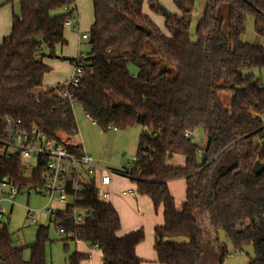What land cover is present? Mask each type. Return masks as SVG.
Segmentation results:
<instances>
[{"label": "trees", "instance_id": "obj_1", "mask_svg": "<svg viewBox=\"0 0 264 264\" xmlns=\"http://www.w3.org/2000/svg\"><path fill=\"white\" fill-rule=\"evenodd\" d=\"M175 2L180 15L157 0L148 2L163 18V32L145 15V0H93L84 77L79 88L68 89L71 100H61L63 86L42 90L51 71L45 59L66 44L65 22L75 15L76 0H0V8L19 6L10 35L0 44V178L21 191L38 190L44 170L38 163L27 176L20 153L8 154L5 121L20 120L26 131L61 142L62 135L77 132L75 102L105 133L141 128L129 179L137 195L163 207L164 224L154 232L159 264H204L207 238L215 242L214 264H223L229 253L219 242L221 230L235 252L253 248L248 264H264V173L253 171L256 163L264 164V85L254 72L264 71V48L242 41L248 18L264 37V0H204L196 42L190 31L195 0ZM222 6L228 10L227 33L218 17ZM156 60L173 68L175 77ZM221 92L233 95L230 108L220 100ZM200 129L208 150L192 139ZM69 150L80 154L82 148ZM176 156L185 159L183 167L170 165ZM178 180L186 184L181 211L169 190ZM75 206L87 213L83 225L72 220L73 206L52 220L55 230L64 232L65 248L84 243L100 251L103 264H142L136 250L145 240L143 230L119 236L120 216L101 200L94 180ZM50 243L49 227L41 226L25 261L6 227L0 232V264H47ZM88 259L74 252L67 264Z\"/></svg>", "mask_w": 264, "mask_h": 264}, {"label": "rangeland", "instance_id": "obj_2", "mask_svg": "<svg viewBox=\"0 0 264 264\" xmlns=\"http://www.w3.org/2000/svg\"><path fill=\"white\" fill-rule=\"evenodd\" d=\"M176 0H157V2L167 11L172 14L180 15V10L176 5ZM88 7L84 8V21L85 16H88V24L81 26L82 33H87L90 26L94 22L93 13V1L87 0ZM149 0H145L144 13L147 15L155 26L163 32H166L164 20L160 15H156L151 12L148 4ZM1 11V9H0ZM205 12L204 0H195L193 19L191 23V39L196 42V29L198 23L202 20ZM54 15V14H53ZM218 17L224 23V32L227 33V19L228 10L227 7L222 6L219 8ZM83 22V21H82ZM11 27V26H10ZM68 28V27H67ZM70 30V29H68ZM87 31V32H86ZM70 35L72 33H69ZM76 33L73 37L76 38ZM75 40V39H74ZM242 41L250 45L261 46L264 48V37L257 35L254 29V21L252 18H248L246 21V31L242 36ZM77 40L67 41L63 49L65 53H72L77 50ZM85 51H89V46L85 44ZM57 55L59 56L58 52ZM57 63H68L63 59H55ZM161 69H167L171 78L175 77L176 73L173 68L166 66L160 60H156ZM63 72V70H61ZM130 71L133 75H137V70L133 65H130ZM257 79H259L264 85V71H254ZM54 73L48 75L49 78H53ZM220 100L226 108H230V103L233 95L230 92H221L219 94ZM74 117L77 126L78 137L82 144V149L85 153L91 155L97 162V166L103 171V173L110 174L116 182H122L127 180L121 176L120 172L128 169L131 170L134 164V159L137 157L138 141L141 134V128L138 126L130 127L122 131H109L103 132L100 128L96 127L90 119L86 117L83 109L80 106L74 108ZM193 141L201 147L207 145L206 134L203 129L195 132ZM10 153H14L15 150H10ZM180 158V157H179ZM32 163V162H29ZM30 172H27L29 176ZM171 194L176 199V204L181 206L182 201L186 199V185L184 181L178 180L170 187ZM15 206L4 205V208L10 213L8 219V227L12 236V245L14 248H21L23 250V259L25 261L30 260V246L36 242L37 233L41 226L49 227L51 243L47 246V264H67L68 257L74 252L88 254L89 259L85 261V264H103L102 256L98 249H91L86 251L84 246H76L74 243H69L67 248L61 242L57 231L52 225L51 217H43L42 209L48 204V199L40 194H27L19 195L16 198ZM28 210L37 211L36 217L38 223L33 224L28 218ZM137 208L136 212L132 213L133 220L137 221ZM145 234V230L143 229ZM220 244L226 246L228 250V257L223 264H248L249 259L254 257V251L252 247H248L242 253L234 251L233 246L228 239L224 231H219L218 234ZM214 240L207 238L205 241V258L204 264H214L216 260V252L214 249ZM89 248V247H88ZM90 251V252H89ZM84 263V262H83Z\"/></svg>", "mask_w": 264, "mask_h": 264}, {"label": "built area", "instance_id": "obj_3", "mask_svg": "<svg viewBox=\"0 0 264 264\" xmlns=\"http://www.w3.org/2000/svg\"><path fill=\"white\" fill-rule=\"evenodd\" d=\"M77 24L78 18L74 15L67 19L65 27L74 28ZM82 39L89 42L90 36L84 35ZM87 58L88 54L81 53L74 60L72 77L63 85L65 90L59 94L61 100H71L68 89L80 87L85 73L84 65ZM72 104L74 108L77 106L75 102H72ZM5 127L7 140L4 145L8 154L20 153L26 172H30V174L38 163L44 165V170L42 173V187L38 190L28 188L21 191L11 183L9 178H0V232L8 227L10 216L4 205L14 207L16 198L22 194H27L28 196L40 194L46 197L48 204L42 209L43 217H51L52 220L68 206H73L71 218L77 226L84 224L87 213L76 207L75 204L80 201V195L90 180L96 182V188L100 192L101 200L107 201L109 199L110 194L106 189L111 184L110 175H102L100 183L97 182L95 174L100 168L96 165L94 158L85 153L83 149L80 154L69 150V147H81L78 144L79 137L77 132L72 135H62L61 142H57L48 140L46 136L37 130L26 131L22 128L20 120L7 119ZM110 131L116 130L110 129ZM188 135L194 134L188 133ZM10 150H15V152L10 153ZM135 162L136 159H134ZM129 172L130 170L126 169L121 172V175L129 178ZM129 194L131 195L132 192H129ZM36 214L37 211L28 210V218L33 224L38 223ZM57 233L61 240L65 239L63 230H58Z\"/></svg>", "mask_w": 264, "mask_h": 264}, {"label": "crops", "instance_id": "obj_4", "mask_svg": "<svg viewBox=\"0 0 264 264\" xmlns=\"http://www.w3.org/2000/svg\"><path fill=\"white\" fill-rule=\"evenodd\" d=\"M86 1L87 0H76L75 16L78 18V24L75 25L74 28H66L64 31V38L66 42L70 40L75 42V40H77L76 43L77 50L72 52L71 54L65 53L63 49L64 46H59L56 48L55 57L45 59V63L51 69V71L44 78L43 88H42L43 91H47L57 86H63L64 84H66V82H68L72 77L74 60H76L81 53L88 54L91 50L89 42L82 39L84 35L90 36V31L94 25L93 22V24L90 26V29L87 30L88 32L86 31L87 33L85 32L82 33L81 26L83 27V24H85L86 26V24H88L89 21L88 16L87 17L85 16V21L83 17L85 11L84 8L88 7V3ZM0 9H1L0 11V44H1L3 40L6 39L11 33L10 26L12 25V16L13 14H19V6L18 4H14V5L4 6ZM93 13H94V8H93ZM69 33L72 34L70 35ZM76 33L78 35L75 38L73 36ZM85 44L89 46V51H85ZM57 52L59 56L57 55ZM55 59H63L66 60L68 63H64V64L57 63L54 62ZM61 70H63V72ZM52 72L54 73L55 76H53V78H49L48 75ZM78 144L82 147L80 139L78 140ZM184 164H185V159L181 156H176L170 161V165L174 167H183ZM102 175H110V174L103 173L101 169L98 170L95 174L97 182L100 183V178ZM125 178L128 179V181L122 180V182L124 181V183H121V182H116L113 179V177H111V184L106 189V191H108L110 194V197L106 202L110 203L116 209L121 219V231L119 233V236H126L130 233L144 229L145 240L141 245L138 246L136 250L137 256L142 261V264H159L157 262V254L154 250V244H155L154 232L156 227L162 226L164 224L163 207L160 206L156 208L149 198L145 196L137 195L135 192L136 191L135 184L129 178L127 177ZM175 182L169 183V190L170 187ZM129 192H132V194L130 195ZM174 200H175L176 210L181 211L182 205L184 204L186 199L182 201L181 206H178L176 204L175 197ZM136 208L138 211L137 221L133 220L132 218V213L136 212ZM74 244L76 246H84L86 248V251L87 250L91 251V249H93L84 243H74ZM82 264H85V262Z\"/></svg>", "mask_w": 264, "mask_h": 264}, {"label": "water", "instance_id": "obj_5", "mask_svg": "<svg viewBox=\"0 0 264 264\" xmlns=\"http://www.w3.org/2000/svg\"><path fill=\"white\" fill-rule=\"evenodd\" d=\"M147 35H149V31L147 30H143ZM208 147H209V142L207 143V148L206 150H208ZM203 159L206 160V152L203 154ZM255 175L259 176L261 175L262 173H264V164H261V163H256L255 166H254V169H253Z\"/></svg>", "mask_w": 264, "mask_h": 264}]
</instances>
